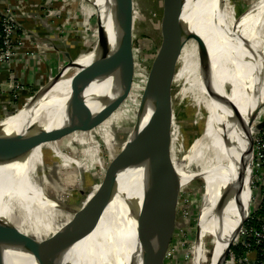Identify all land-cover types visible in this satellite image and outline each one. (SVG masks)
Instances as JSON below:
<instances>
[{"label":"bare ground","instance_id":"1","mask_svg":"<svg viewBox=\"0 0 264 264\" xmlns=\"http://www.w3.org/2000/svg\"><path fill=\"white\" fill-rule=\"evenodd\" d=\"M191 1L193 5L185 19L197 38L201 60L199 64L197 60L189 62L183 76L192 78L186 89L195 105L205 112L204 125L183 159L175 158L167 163L175 165L181 183L194 176L202 177L206 183V202L198 219L192 264L205 261L203 240L210 227L217 236L208 264H217L229 239L239 231L250 204L255 135L251 121L264 105V0H257L239 17L225 0ZM119 26L111 23L116 35ZM93 51L79 57L75 63L79 71L74 76L65 78L64 74L52 79L29 104L51 121L58 112L67 116L88 103L94 96L95 85L93 80L83 78L93 72ZM197 51L196 45L186 47V54L192 53L196 59ZM241 131L244 139L239 146ZM42 152L40 138L0 150V219L4 224H0V237L14 257L48 254L50 245L66 244L76 225L75 216L70 221L42 223L41 212L29 222L27 206L32 200L48 209L53 210L55 206L43 197H27L15 183L17 180L23 187L46 193L43 186L41 189L32 180L43 165ZM141 176L142 167L136 163L120 179L113 200L92 222L88 237L79 245L76 264H125L128 261L135 248L131 215L142 198ZM121 183L123 186L119 189ZM168 188L166 184V190ZM7 224L17 229L26 246L15 242ZM68 225H71L69 230ZM42 240L48 243L45 249L32 252Z\"/></svg>","mask_w":264,"mask_h":264},{"label":"water","instance_id":"2","mask_svg":"<svg viewBox=\"0 0 264 264\" xmlns=\"http://www.w3.org/2000/svg\"><path fill=\"white\" fill-rule=\"evenodd\" d=\"M85 1L94 9L97 35L93 48L95 59L92 76L95 85L93 98L67 116L60 112L56 113V117L51 121L31 104L24 105L15 114L9 115L8 120L0 122V150L26 144L37 138H40L41 142V137L46 135L91 132L127 100L135 76L132 0ZM191 5H193L191 0H174L165 36L153 56L149 69L141 99L144 104L139 121L123 149L110 165L99 191L84 209L61 204L62 209L77 219L66 244L50 245L48 254L14 257L6 250L0 237V264H76L79 245L88 237L92 222L111 203L120 179L136 163L142 167L140 179L142 198L132 210L131 223L135 248L125 264H152L156 233L164 214L165 216L166 213L170 214L169 209L162 213L170 203L166 195L179 185V179L175 174L166 177L165 168L169 169L170 164L165 162L170 149L173 119L171 86L180 51L192 32L190 24L185 19ZM111 23L120 25L117 35L112 31ZM74 65L75 62L69 60L65 68ZM61 74L59 72L54 79L59 78ZM261 109L257 110L251 125ZM263 128L264 121L257 124L254 130L259 132ZM239 138L241 146L244 139L242 131ZM166 184L169 187L167 190ZM249 210L250 204L239 230L244 225ZM70 226H67V230ZM6 227L18 245L26 246L14 226L7 224ZM238 232L229 239L217 264H225Z\"/></svg>","mask_w":264,"mask_h":264},{"label":"rangeland","instance_id":"3","mask_svg":"<svg viewBox=\"0 0 264 264\" xmlns=\"http://www.w3.org/2000/svg\"><path fill=\"white\" fill-rule=\"evenodd\" d=\"M225 1L233 9L235 16L239 17L257 0ZM132 3L134 9L135 76L130 95L117 111L91 132L59 133L41 137L43 165L38 170L37 176L32 177V180L39 187L41 186V189L43 186L42 190L46 191L45 195L37 191L36 188L23 187L17 180L15 183L24 190L27 197L33 195L43 197L55 206L53 210L52 208L48 209L39 201L32 200L27 206V211L30 214L29 222H32V218L40 212L42 213L39 215L42 223L58 220L70 221L73 215L62 209L61 204L77 209L86 208L99 191L110 165L123 149L139 121L140 111L144 104L141 99L145 91L149 69L153 56L165 36L174 0H132ZM56 7L63 13V21L69 26L73 25L74 35H76L73 37L80 52L76 57L72 56V59H66L61 65L60 71L49 80L35 85L27 97H20L16 102H12L11 106L0 102V110L3 111L0 114V122L10 112L19 110L23 105L28 104L32 97L59 72L62 73L60 77L64 74L65 78L74 76L79 71V67L75 64L66 69L69 60L76 63L79 57L90 53L95 47L97 35L92 7L85 0H57ZM196 41L197 38L192 33L186 38L172 80L173 119L167 162L173 161L175 158L183 159L191 144L201 134L204 125L205 112L195 105L191 93L187 91L188 82L192 78H188L187 75L183 76L185 66L189 62L197 60L198 64L200 63L201 55L198 41ZM188 45H196L197 59L192 53L186 54ZM92 76L93 72L87 74L83 79L92 80ZM263 113L264 105L259 115ZM255 126L256 123H253V127ZM171 163L169 169L164 165L165 175L169 177L175 174L177 177L175 165ZM184 163L187 161L184 160ZM12 173H14L13 168ZM177 179H179V185L166 195V199H169L170 203L162 213L164 214V211L169 209L170 214L166 213V216L164 214L156 233V241L152 250V264H192L193 248L197 240V224L200 213L204 210L207 186L200 176H194L185 183L184 181L180 182L179 176ZM122 186L123 183L120 184L119 189ZM0 224L4 225L1 219ZM216 236V231L211 227L205 231L203 240L205 261L203 264H208V257ZM47 244H45V240H42L40 245L33 248L35 251L32 252L42 251Z\"/></svg>","mask_w":264,"mask_h":264},{"label":"built area","instance_id":"4","mask_svg":"<svg viewBox=\"0 0 264 264\" xmlns=\"http://www.w3.org/2000/svg\"><path fill=\"white\" fill-rule=\"evenodd\" d=\"M24 20L26 19L17 1L10 5L5 0H0V73L8 74L4 85L8 91L3 90V85L0 83V98L6 93L9 94V99L0 102L7 106L20 99L19 94L27 91L18 81L15 73H10L11 69L18 67L24 60V56L34 54L27 50L23 51L28 39L24 30ZM17 111L18 109L10 112L9 115ZM2 112L0 110V114ZM262 121H264V113L258 115L254 122L257 125ZM250 193L248 217L238 232L225 264H264V128L254 135ZM233 248L240 252H236Z\"/></svg>","mask_w":264,"mask_h":264},{"label":"crops","instance_id":"5","mask_svg":"<svg viewBox=\"0 0 264 264\" xmlns=\"http://www.w3.org/2000/svg\"><path fill=\"white\" fill-rule=\"evenodd\" d=\"M15 1L26 19L23 24L28 39L23 51L34 54L24 56V60L18 67L11 69L10 73H15L18 81L27 90L18 96L27 97L35 85L49 80L60 71L63 62L72 59V56L76 57L80 49L73 37L76 36L74 27L63 21V13L56 7L57 0H5L10 5L15 4ZM7 75L6 72L0 73L3 90H7L4 88ZM6 94L0 101L9 99V94Z\"/></svg>","mask_w":264,"mask_h":264},{"label":"trees","instance_id":"6","mask_svg":"<svg viewBox=\"0 0 264 264\" xmlns=\"http://www.w3.org/2000/svg\"><path fill=\"white\" fill-rule=\"evenodd\" d=\"M236 252H240V250L236 249V248H233Z\"/></svg>","mask_w":264,"mask_h":264}]
</instances>
